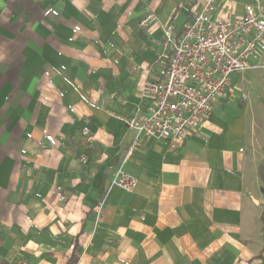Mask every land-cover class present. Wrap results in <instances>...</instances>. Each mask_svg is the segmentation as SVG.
<instances>
[{
	"label": "crops",
	"instance_id": "obj_1",
	"mask_svg": "<svg viewBox=\"0 0 264 264\" xmlns=\"http://www.w3.org/2000/svg\"><path fill=\"white\" fill-rule=\"evenodd\" d=\"M203 2L0 0V264H264V71L232 76L184 142L124 122L161 76L160 26L180 32ZM225 2L216 15H264ZM118 169L137 184L112 187L97 220Z\"/></svg>",
	"mask_w": 264,
	"mask_h": 264
},
{
	"label": "built area",
	"instance_id": "obj_2",
	"mask_svg": "<svg viewBox=\"0 0 264 264\" xmlns=\"http://www.w3.org/2000/svg\"><path fill=\"white\" fill-rule=\"evenodd\" d=\"M218 9L214 0H204L201 10L180 32L170 23L160 26L163 41L156 63L162 65L161 76L140 85L139 98L147 102L146 114L124 120L137 138L170 145L184 142L210 118L215 101L226 98L236 87L232 76L251 69L264 71V15L258 4L246 6L242 15L230 16L226 9L222 17L216 15ZM154 23L158 24L157 17L148 13L139 25L148 28ZM81 133L87 142L93 140L88 127ZM136 184L135 177L118 169L94 208L97 220L112 187L130 193ZM52 193L59 202L65 200L61 186Z\"/></svg>",
	"mask_w": 264,
	"mask_h": 264
},
{
	"label": "rangeland",
	"instance_id": "obj_3",
	"mask_svg": "<svg viewBox=\"0 0 264 264\" xmlns=\"http://www.w3.org/2000/svg\"><path fill=\"white\" fill-rule=\"evenodd\" d=\"M158 50H159V49H158ZM246 98H247V97H246ZM246 102H247L246 100H244V101H241V102L238 104V107H239V108H242V107H244V106H245V104H246ZM202 139H204V138H202ZM105 189H106V188H105ZM105 189H104V191H105ZM65 200H66V197H65ZM65 200H64V201H65ZM64 201H63V202H64Z\"/></svg>",
	"mask_w": 264,
	"mask_h": 264
}]
</instances>
